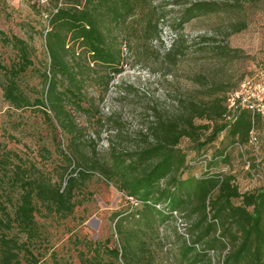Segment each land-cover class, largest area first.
<instances>
[{
	"label": "rangeland",
	"instance_id": "374dc122",
	"mask_svg": "<svg viewBox=\"0 0 264 264\" xmlns=\"http://www.w3.org/2000/svg\"><path fill=\"white\" fill-rule=\"evenodd\" d=\"M55 1L0 0V239L23 242L32 253L21 248L14 264H30L33 257L37 264H79L81 253L95 255L94 264H127L107 249L122 244L115 220L124 219V228L129 229L139 205L119 190L115 179H107L97 163L107 160L113 148L131 152L145 145V137L151 139L152 106L170 117L181 100L223 97L264 66V0H212L215 11L180 23V11L191 0H149L166 11L159 19V37L126 40L119 71L90 63L82 94L66 101L72 128L62 127L47 106L35 104L48 63L44 13ZM147 10L143 6L137 14ZM14 34L29 49V62L23 66L12 43ZM173 47L177 53L171 59L166 52ZM106 74L110 77L105 83L98 77ZM8 75L14 76L32 105L15 107L4 98L2 83ZM189 145L186 138L180 142L185 149ZM194 154L188 150L186 159ZM231 166L239 186L247 185L237 150L232 152ZM68 177L74 178L71 214L49 213L38 205L37 231L30 237L14 222L4 224L28 182L49 179L64 188ZM184 221L177 225L167 220L157 230L140 234L138 238L145 241L143 250H136L140 264H177L181 241L176 231L183 232L190 224L189 219ZM213 256L216 261L217 254Z\"/></svg>",
	"mask_w": 264,
	"mask_h": 264
},
{
	"label": "trees",
	"instance_id": "16d2710c",
	"mask_svg": "<svg viewBox=\"0 0 264 264\" xmlns=\"http://www.w3.org/2000/svg\"><path fill=\"white\" fill-rule=\"evenodd\" d=\"M143 6L148 8L147 13L137 14ZM46 9L43 37L48 63L42 71V93L35 104L47 106L62 127L72 128L66 101L80 97V87L90 75L91 65L119 71L126 40L138 36L158 38L159 19L166 11L149 0H56ZM215 10L212 0L188 1L178 23ZM12 43L22 66L27 64L29 49L25 40L14 34ZM166 53L174 59L177 48ZM109 77L106 74L98 78L106 83ZM2 89L11 105H32L14 76L8 75ZM76 104L80 106L79 101ZM151 109L155 114L148 126L151 139L145 137V145L131 152H116L113 148L107 160L97 163L107 179H115L119 190L139 202L138 216L132 214L129 229L124 228V219L115 220L114 228L122 244L107 250L127 264H140L136 250H143L145 241L138 236L146 235L145 230H157L161 222L172 220V211L177 210L190 220L184 230L188 240L176 231L181 241L175 257L177 264H264V182L240 187L234 175L221 171L224 165L231 164L236 146L246 144L252 126L262 143L264 167V118L257 115L252 121L248 111L239 110L230 120H224L225 95L181 100L170 117L154 106ZM45 114L49 116L46 111ZM183 138L190 141L188 149L180 146ZM217 142L219 145L213 147ZM188 150L195 154L186 159ZM73 180L68 177L64 188L49 179L28 182L4 224L14 222L30 237L37 231L38 205L49 213L71 214L75 206ZM134 240L138 241L135 245ZM0 241V264H14L23 251L32 254L23 242L18 245L7 238ZM212 253L217 254L216 261ZM32 259L29 263L37 264V258ZM94 262L95 255L79 256V264Z\"/></svg>",
	"mask_w": 264,
	"mask_h": 264
},
{
	"label": "built area",
	"instance_id": "2783aa9c",
	"mask_svg": "<svg viewBox=\"0 0 264 264\" xmlns=\"http://www.w3.org/2000/svg\"><path fill=\"white\" fill-rule=\"evenodd\" d=\"M225 107L226 112L222 116L224 120H230L233 114L239 110L248 111L252 121L257 115L264 118V66H260L253 74L242 78L236 87L226 92ZM261 145V140L252 126L246 144H238L236 146V150L240 155L242 170L245 171L248 184L250 185L257 181L264 182ZM207 159H209V156ZM205 162L206 160L203 163L205 164ZM221 171L224 175H234V180L236 184H238L237 171L231 164L224 165ZM130 198L135 204L139 203L135 198ZM171 218L177 225L185 224V218H183L181 213L177 210L172 211ZM179 233L188 240L189 235L186 232L183 231Z\"/></svg>",
	"mask_w": 264,
	"mask_h": 264
}]
</instances>
